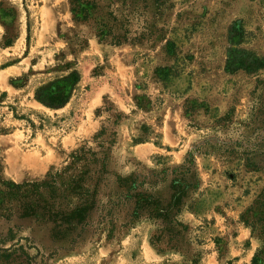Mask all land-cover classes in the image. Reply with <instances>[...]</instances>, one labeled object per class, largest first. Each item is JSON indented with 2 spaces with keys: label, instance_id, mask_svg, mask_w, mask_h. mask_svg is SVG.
Instances as JSON below:
<instances>
[{
  "label": "rangeland",
  "instance_id": "374dc122",
  "mask_svg": "<svg viewBox=\"0 0 264 264\" xmlns=\"http://www.w3.org/2000/svg\"><path fill=\"white\" fill-rule=\"evenodd\" d=\"M152 18L156 38L116 47L75 23L68 0H0L1 177L43 180L94 147L119 113L109 162L117 175L195 158L201 185L179 219L186 244L159 250L144 220L53 252L21 232L0 245V264L24 262L18 246L30 264H251L261 248L240 217L264 192V68L236 66L264 62L259 0H164L138 26ZM65 80L62 107L41 103L42 90Z\"/></svg>",
  "mask_w": 264,
  "mask_h": 264
},
{
  "label": "trees",
  "instance_id": "16d2710c",
  "mask_svg": "<svg viewBox=\"0 0 264 264\" xmlns=\"http://www.w3.org/2000/svg\"><path fill=\"white\" fill-rule=\"evenodd\" d=\"M163 2L68 0V5L75 23L88 26L99 42L117 47L156 38L161 30L156 28L154 18L151 23L144 22L143 28L138 23ZM259 3L264 15V0ZM233 38L239 40L237 33ZM236 66L256 73L264 68V62L256 60L246 65L237 60ZM67 82L58 81L42 90L38 94L41 103L50 108L62 107L69 98ZM112 119L93 137L94 147L83 145L74 150L61 169L41 181H5L0 162V245L12 243L19 233L28 232L30 237L26 241L30 245L38 244L53 252L102 233L111 239L116 232L144 220L156 228L151 245L175 251L184 247L190 228L179 219L193 205L201 185L195 158L189 155L175 167L142 169L119 176L109 169V162L116 139L113 126L118 124L121 114L116 113ZM196 152L207 154L202 145ZM240 218L262 243L251 264H264V192ZM18 248L25 261L8 264H30L23 247ZM9 257L11 254H6Z\"/></svg>",
  "mask_w": 264,
  "mask_h": 264
}]
</instances>
